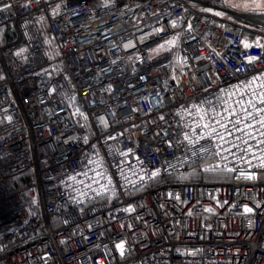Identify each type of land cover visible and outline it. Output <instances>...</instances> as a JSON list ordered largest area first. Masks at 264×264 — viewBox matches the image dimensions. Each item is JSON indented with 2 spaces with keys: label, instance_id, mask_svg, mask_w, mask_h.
<instances>
[{
  "label": "built area",
  "instance_id": "1",
  "mask_svg": "<svg viewBox=\"0 0 264 264\" xmlns=\"http://www.w3.org/2000/svg\"><path fill=\"white\" fill-rule=\"evenodd\" d=\"M226 2L0 0V264H264V14Z\"/></svg>",
  "mask_w": 264,
  "mask_h": 264
},
{
  "label": "trees",
  "instance_id": "2",
  "mask_svg": "<svg viewBox=\"0 0 264 264\" xmlns=\"http://www.w3.org/2000/svg\"><path fill=\"white\" fill-rule=\"evenodd\" d=\"M224 174V175H223ZM228 176L226 179L231 178V173L228 170L221 169L215 164V156H208L198 161L193 162L189 170L185 173L177 175L179 178H204L207 180H219L221 176ZM25 175H21L13 179V184L17 188H23Z\"/></svg>",
  "mask_w": 264,
  "mask_h": 264
},
{
  "label": "snow or ice",
  "instance_id": "3",
  "mask_svg": "<svg viewBox=\"0 0 264 264\" xmlns=\"http://www.w3.org/2000/svg\"><path fill=\"white\" fill-rule=\"evenodd\" d=\"M249 2L251 4H254L255 5V7H253V8L250 9L252 12H254V13L255 12H259L261 14H264V0H249ZM216 15H222V13L217 12ZM245 47H248V45H245ZM253 59H255V58H251L250 57L249 58V62H251ZM262 100H264V97H262ZM249 103H251V102H249ZM261 123H262V125H264V121H261ZM152 175L153 176L158 175V171L153 172ZM248 178H252V177H248ZM245 211L246 212H251L252 209L246 208ZM117 247L121 250V253H123V247H124L123 246V243L117 245Z\"/></svg>",
  "mask_w": 264,
  "mask_h": 264
},
{
  "label": "rangeland",
  "instance_id": "4",
  "mask_svg": "<svg viewBox=\"0 0 264 264\" xmlns=\"http://www.w3.org/2000/svg\"><path fill=\"white\" fill-rule=\"evenodd\" d=\"M226 1L227 2H226L225 5L227 7H234V6H236L237 8H239V10L251 9V8L255 7V5L254 4H251L249 2V0H230L233 3H231L229 0H226ZM226 177H228V176L225 175V176H221L220 178L226 179Z\"/></svg>",
  "mask_w": 264,
  "mask_h": 264
}]
</instances>
